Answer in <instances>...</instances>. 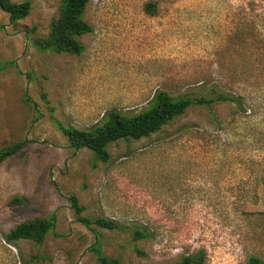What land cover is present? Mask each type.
Returning <instances> with one entry per match:
<instances>
[{"label": "rangeland", "instance_id": "rangeland-1", "mask_svg": "<svg viewBox=\"0 0 264 264\" xmlns=\"http://www.w3.org/2000/svg\"><path fill=\"white\" fill-rule=\"evenodd\" d=\"M28 1L16 22L0 9V147L23 143L0 163V264H99L98 251L174 264L199 249L206 264L264 260V0H89L79 55L33 45L61 0ZM157 90L213 100L111 144L107 162L68 147L62 128L138 112ZM215 91L242 96V108ZM50 215L41 243L7 239Z\"/></svg>", "mask_w": 264, "mask_h": 264}, {"label": "trees", "instance_id": "trees-1", "mask_svg": "<svg viewBox=\"0 0 264 264\" xmlns=\"http://www.w3.org/2000/svg\"><path fill=\"white\" fill-rule=\"evenodd\" d=\"M88 1L61 0L58 16L51 21L47 35L34 38L32 40L33 45L40 51L79 55L84 49L79 37L91 33L93 30L83 19ZM0 9L9 15L10 21L16 22L27 17L31 6L28 0L22 2L0 0ZM215 92L213 94L220 102L231 103L237 110L242 108L244 103L242 96H235L222 91ZM212 100L207 96H200L195 99L187 94L172 97L167 91L157 90L150 104L138 112L124 114L114 109L109 110L104 114L102 122L98 124L85 129L65 127L62 128V132L73 153L86 148L91 151L96 160L107 162L110 159L108 148L111 144L147 138L159 132L174 118L183 115L190 107H209ZM22 145L23 143L18 141L0 147V163L14 155ZM68 201L76 214H80L84 210V206L79 204L76 196L71 195L68 197ZM12 202L20 203L21 199L14 198ZM78 220L87 225L89 223L85 217H78ZM54 222L55 217L53 215L21 222L9 231L7 239L9 241L29 239L35 243H41L48 231L53 228ZM96 223L108 229L117 227L115 222L103 218H98ZM97 259L99 264H117L116 260L106 257L99 251ZM174 264H206V255L203 249H199L192 254L181 257ZM248 264H264V260L252 256L249 257Z\"/></svg>", "mask_w": 264, "mask_h": 264}]
</instances>
